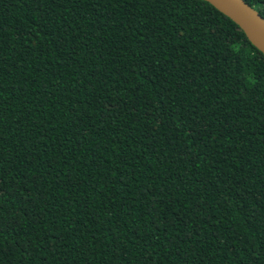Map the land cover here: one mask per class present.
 Here are the masks:
<instances>
[{
    "label": "trees",
    "instance_id": "1",
    "mask_svg": "<svg viewBox=\"0 0 264 264\" xmlns=\"http://www.w3.org/2000/svg\"><path fill=\"white\" fill-rule=\"evenodd\" d=\"M0 264H264V53L236 22L0 0Z\"/></svg>",
    "mask_w": 264,
    "mask_h": 264
},
{
    "label": "water",
    "instance_id": "2",
    "mask_svg": "<svg viewBox=\"0 0 264 264\" xmlns=\"http://www.w3.org/2000/svg\"><path fill=\"white\" fill-rule=\"evenodd\" d=\"M230 17L249 41L264 53V17L246 0H205Z\"/></svg>",
    "mask_w": 264,
    "mask_h": 264
}]
</instances>
